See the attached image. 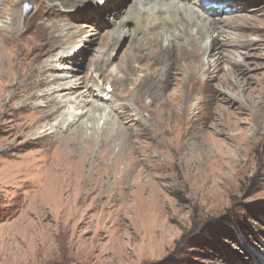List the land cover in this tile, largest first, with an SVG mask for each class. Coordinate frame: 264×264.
I'll return each instance as SVG.
<instances>
[{
	"label": "rangeland",
	"instance_id": "1",
	"mask_svg": "<svg viewBox=\"0 0 264 264\" xmlns=\"http://www.w3.org/2000/svg\"><path fill=\"white\" fill-rule=\"evenodd\" d=\"M28 1V16L19 27L14 22L16 38L0 41V97L8 93L4 85L20 79L27 50L49 40L40 37L43 26L68 23V32L83 31L65 44L64 54L77 56L59 63L69 76L56 82L71 83L76 102L91 100L84 112L112 108L107 118L120 136L106 157L109 178L97 180L101 149L94 141L85 151L88 184H78L79 164L69 154L85 146L69 144L74 135L63 139L54 119L20 108L21 96L0 103V264H264V0L231 3L222 12V4L189 0L194 13L205 7L216 23L229 22L227 43L189 45L168 70L151 45L157 26L150 39L143 33L138 0H98L72 16L45 0H25L23 9ZM8 6L0 27L8 24ZM57 46H46L38 62ZM97 56L107 63L93 79ZM94 80L93 96H78ZM138 95L140 103L132 100ZM67 105L60 111L81 110ZM95 117L99 131L104 119ZM90 185L95 193L77 190Z\"/></svg>",
	"mask_w": 264,
	"mask_h": 264
},
{
	"label": "bare ground",
	"instance_id": "2",
	"mask_svg": "<svg viewBox=\"0 0 264 264\" xmlns=\"http://www.w3.org/2000/svg\"><path fill=\"white\" fill-rule=\"evenodd\" d=\"M24 1L25 0H0V4L3 6V8L0 7V16H2L4 13L7 12L5 11V6H7L8 8L10 7L8 5L12 4L10 8L11 11L10 13H8V16L6 18L8 21V24L6 26L1 25L2 27H0V41L2 43L9 42L16 38V35L14 34V24H15L14 22L18 21V27H19L22 22L23 17L25 16V13L23 12V10L25 9L26 4L23 9ZM45 1L49 8H60L68 16L76 15L77 12L80 10V8L86 3L98 2V0H45ZM179 1L186 2V3H180ZM212 1L216 4L223 5L221 8L217 7V9H219L218 11L220 12L224 10L225 6H229L231 3H235L239 5H243L244 3V1L242 0H205V4L208 5L212 3ZM33 2L35 3L36 1L33 0ZM188 2L189 0H138L137 1L138 15L137 14L136 15L139 16L141 20L143 19L142 22H144L145 24L143 25V29H142L144 31L143 33L146 35H149V39L156 32H157L156 34L160 35L159 39L157 40L154 39L151 41V45L157 46V52L155 55V58L157 60L162 59V58H165V60H167L166 62L167 70L168 68L169 69L174 68V64L176 61V54L177 56H179V53L186 52L188 50L187 48L189 45H191L192 47H197V49H199V47L201 48L199 44H201L207 38H211L210 44L214 43L213 45L215 46L213 49H216L217 47H220L221 45L227 43L228 35H226V31L223 28V26L225 24H228L229 22L225 21L222 24L216 23V20L218 18L216 17L212 18L209 15H204V13L206 12L204 11L205 7H202L203 9H200V10L198 9V11L194 13L193 9L190 10V6L188 5ZM201 2L203 3V1ZM16 6H18V8ZM36 8H37V5H36ZM36 8H35V11H36ZM106 11L109 13L114 12L113 9L110 7H108ZM210 11L216 12L217 10L212 9ZM46 13L49 14V12H46ZM111 20L108 19L109 22H111ZM164 23L170 24L169 25L170 27L167 28V26H164ZM26 26H27V23H25L24 29L26 28ZM151 26H154V27L157 26V31L156 32L150 31ZM43 27L44 28H42V32H41L42 34H40V37L44 39L46 35H49V40H46V41L43 40V41L37 42L33 44L31 48L27 50L28 52H27V55H25L26 57H23V59H21V60H24L25 62L19 74L20 79L18 81L9 82L8 84L4 85V86H7L8 93L6 96L0 97V103L4 107L5 104H7V102L10 101L12 98L21 96L22 99L20 100L21 101L20 108H26V107L29 109L31 108L34 110L35 113L40 114L39 118H41L42 120L44 119L45 121H48V122L49 120L54 119L55 120L54 127L55 129L57 128V130L55 131L60 132V134H62L63 139L68 138L71 135H74L72 137V140L70 139L71 141H69V144L73 146L74 144L79 145V147L81 146V149L83 146H85L84 151L82 152L80 151V153L79 152L77 153L75 150V152L73 151V153L69 154L70 155L69 159L74 158V160H77L76 166L79 164V167L77 169H76V166L74 165L76 169L75 170L76 176L73 174L74 179L76 180V182H78V184L80 183L82 184L83 182L85 184H88V180H85L84 179L85 176L83 175L84 174V164L86 163L85 161L89 155V153L87 152H86L87 154H85V151H88L90 149L89 145L92 142L96 141L97 146L101 149L98 151V153L95 154L97 158L99 157L101 159L100 168H99L100 171H97L99 173L97 180H100L102 177H105V176L109 178L113 167H110L108 165L106 157L108 153H113L111 150V143L113 142V140L118 139L120 136L117 127H115L113 122L109 121V118H107V115L109 116V114H111L112 108L109 109L107 114H105L104 111L102 112L101 109L96 106H90V108L84 112L83 109L85 107V104H87L91 100L87 101L85 98V99H80L78 102H76L75 99H72L70 97V94L73 93L72 92L73 87L71 83L56 82V80H59L60 78H66L69 76L68 75L69 70L66 69V71H64L63 69V68H68V67L59 68L58 67L59 63H61L62 61H65L66 63H72L74 58L77 56V53H74L73 55L64 54L65 52L69 51L68 48H66L65 44L70 45L74 43L75 41V40L73 41L74 37L79 31H83V29L77 30L74 33H70L67 31L68 23L57 24V26H53L51 30H50L51 27L49 25L43 26ZM10 32H11V35H9ZM17 32H19L18 29H17ZM126 32L127 31H124V29L122 28V33H124V35H126ZM176 36L177 37L183 36L181 41L178 39L180 42H178V40L176 41L177 39ZM221 37H222V43L216 42V40H218V38H221ZM113 40L114 39H111V42H109V47L110 45H112ZM164 41H166V44L163 43ZM49 44H51L52 47L54 46L56 47V45H58L57 52L55 53L51 51L47 52L46 57H43V59H41V61L38 62L39 57L43 53L42 51ZM54 55H56L55 58H53ZM171 56H172L171 59H167L168 57H171ZM106 63H107V59H105L104 57L97 56V58H95L94 65H93L95 75L93 76V79H95L98 75L104 74V68L106 66ZM130 66H132V64L127 63L125 67L129 69L131 68ZM57 69L61 71V74L54 72ZM167 70L165 73V78L168 79L169 73L167 72ZM210 71L211 70L209 69V67L205 69L206 73H210ZM50 77H52V79ZM211 77L215 78L216 76L214 75ZM94 81H92L93 83L91 82V85H89L88 82L83 83L82 84L83 90L80 94H78V96L80 95L82 96L84 95L87 97L93 96L89 88L94 87L95 89L98 86V83L96 84V81L95 82ZM227 98L234 99L236 97H234L233 93L228 92ZM133 99L137 103H140L139 95L132 98V100ZM67 104H72V105L76 104L78 107L81 105L80 112H77V111L69 112L70 110L60 111V109L65 105L68 108ZM123 106L124 105H121L119 107H123ZM4 113L5 112L0 111V115L3 116ZM96 113H99V116H100L98 121H100V119L102 120V116L104 119L102 126L99 127L100 128L99 131L95 128V125H94L95 120L97 121V118L95 117ZM23 128L25 127L23 126ZM96 133H99L97 138L95 137ZM72 162L74 161L72 160L71 163ZM71 163L70 161L67 163V165L70 164L68 167L71 166ZM54 168L56 169V167ZM71 172H69L67 176L64 177L63 175V173H65L64 171L62 173L64 179L69 178L71 176ZM163 176L167 177L168 175L165 174ZM77 190L82 192L84 195H89L92 192L95 193V191L97 190V187L95 185L82 186L80 188L78 187Z\"/></svg>",
	"mask_w": 264,
	"mask_h": 264
},
{
	"label": "water",
	"instance_id": "3",
	"mask_svg": "<svg viewBox=\"0 0 264 264\" xmlns=\"http://www.w3.org/2000/svg\"><path fill=\"white\" fill-rule=\"evenodd\" d=\"M25 16L31 11V2L28 1L25 6Z\"/></svg>",
	"mask_w": 264,
	"mask_h": 264
}]
</instances>
